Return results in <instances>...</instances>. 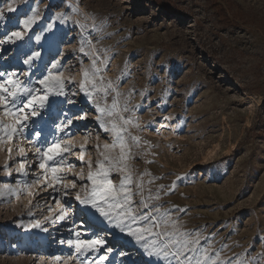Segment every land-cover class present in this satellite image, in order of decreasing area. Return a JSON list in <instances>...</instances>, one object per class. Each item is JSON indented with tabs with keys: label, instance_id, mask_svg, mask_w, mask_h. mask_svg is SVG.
Listing matches in <instances>:
<instances>
[{
	"label": "rangeland",
	"instance_id": "1",
	"mask_svg": "<svg viewBox=\"0 0 264 264\" xmlns=\"http://www.w3.org/2000/svg\"><path fill=\"white\" fill-rule=\"evenodd\" d=\"M0 7L6 8L3 0ZM13 7L17 10L5 11L0 22V38L22 30L24 40L0 44V71L27 82L42 77L51 62L63 65L67 97H50L46 109L28 121L25 134L40 144L63 135L56 131L63 113L75 117L72 153L65 161L75 167L63 168L58 190L41 181L29 189L32 196L13 197L5 185L17 188L42 170L27 139L0 143V264H92L102 254L107 256L102 264H168L149 257L75 200L84 191L81 185L91 187L88 164L96 170L97 146L103 150L112 142L98 122L95 103L79 88L80 62L83 68L91 63L84 54L91 51L89 41L107 62L105 80L119 85L120 106L129 109L124 115L139 125L130 130L141 146L131 148L126 164L134 181L143 178L144 196L158 195L156 206L179 219L184 230L211 234L213 250L223 248L222 259L264 264V0H16ZM32 15L36 22L23 29L22 21ZM32 52L40 57L29 71L23 60ZM97 100L110 106L112 96ZM0 120L11 123L2 112ZM161 124L172 126L173 135L159 137L155 129ZM20 147L28 160L26 177L17 174ZM121 175L112 171L114 185ZM132 187L135 193V183ZM50 197L70 205L66 219L55 220L59 211ZM101 230L114 241L104 239ZM74 231L95 233L114 251L78 256L67 243L75 239Z\"/></svg>",
	"mask_w": 264,
	"mask_h": 264
},
{
	"label": "snow or ice",
	"instance_id": "2",
	"mask_svg": "<svg viewBox=\"0 0 264 264\" xmlns=\"http://www.w3.org/2000/svg\"><path fill=\"white\" fill-rule=\"evenodd\" d=\"M15 2L16 0H3L6 8L0 7V22L6 19L5 11L12 13L17 10L13 7ZM58 19L64 21L65 18L60 16ZM35 22L36 15L29 16L22 21L23 29H29ZM51 27V25L48 26L49 29ZM24 35L22 30H13L10 34H6V39L0 38V44L22 41ZM35 38L37 41L41 39L40 36ZM88 43L91 51L84 53L82 47L81 52L90 56L91 63L89 68H83V60L80 62L83 78L79 88L86 98L95 103L96 112L99 114L98 122L103 124L104 131L112 134V142L105 143L103 150H100L99 145L97 146L99 159L96 163V170H93L91 162L88 164L87 181L91 187L81 185L84 191L83 193L77 192L75 200L80 205L88 207L93 216L101 219L106 226L133 239L149 257L166 260L168 264H245L239 259H222L223 248L217 251L213 250L214 237L211 234L205 236L201 230H184L179 219H175L168 210L162 211L159 206H156L154 202L159 200L158 195L154 196L149 192L148 197L144 196L143 178L134 181L131 170L126 164L131 156V148L141 146L140 137L134 135L130 130L132 126L138 128L139 125H133V120L124 115L129 109L126 103L124 107L120 106L119 85L105 80L104 72L107 68V62L97 55L94 46H91V42ZM39 57V52H32L23 60L29 71H31L33 61ZM62 69L63 65L59 61L51 62L50 66L45 65V74L42 77L35 80L29 79L27 82L21 80L15 72L0 71V112L3 113L4 117L11 120V123L0 120V143L12 144L18 139H27L29 144L35 148L37 167L42 170L40 176L33 178L31 182L24 180L17 188L5 185L8 193L13 197H18L22 193L32 196L33 193L29 189L34 184H40L41 181L46 187L58 190L57 186L62 184L64 180L61 175L63 168L75 167L73 164H65L66 154L72 153L71 139L75 135L72 131V125L75 117L63 113V121L56 126V131L63 135L59 137L53 135L51 139L45 138L40 144L25 134L28 121L39 116L41 111L46 109L50 97H67ZM98 95L101 99L111 95V105L102 104L97 100ZM65 102L76 103L71 99H66ZM105 117L108 118L106 122ZM33 135L39 137L41 133L35 132ZM117 149L119 150L118 154L112 155ZM7 151L11 156L13 148L9 147ZM16 151L21 154L17 161L19 164L17 174L26 177L28 171L25 164L28 163V160L24 158L25 149L20 147ZM84 151L83 148L80 150L81 161H83ZM5 167L7 168V166ZM113 170L122 174L119 186L114 185L111 179ZM79 179H83V175ZM177 179H183V177ZM134 183L135 193L132 187ZM71 187L76 188L77 183L73 181ZM64 194L70 193L65 190ZM135 195L141 197L139 202L134 200ZM50 199L54 200L59 211L55 220L66 219L67 209L70 205L61 204V201L55 197H50ZM149 201H153V203L150 204ZM52 211L53 209L50 207L49 212ZM48 219L52 220V216H49ZM33 226L41 227L39 222H35ZM81 227L84 225L82 224ZM73 234L75 239H70L67 243L74 246L78 256L100 252L101 249H104L106 253L114 251L113 248L106 247L107 241L95 233L87 235L86 232L82 234L81 231H74ZM224 247L227 245L225 244ZM119 255L123 256L125 253L121 252ZM106 259L107 256L102 254L92 264H102ZM83 264H87V262L85 261Z\"/></svg>",
	"mask_w": 264,
	"mask_h": 264
},
{
	"label": "bare ground",
	"instance_id": "3",
	"mask_svg": "<svg viewBox=\"0 0 264 264\" xmlns=\"http://www.w3.org/2000/svg\"><path fill=\"white\" fill-rule=\"evenodd\" d=\"M155 130H156V134L159 137H161V138L168 137V136L170 137L171 135H173L172 134L173 128H172V126H169L168 124L167 125H162V124L161 125H158ZM84 176L85 177L87 176V172L86 171L84 173ZM83 217H84V218H82L83 219V222H85L87 219H86L85 215H83ZM101 233H102L101 235H102V237L104 239H110V240H113L114 241V236L111 233H109L107 231H104V230H101Z\"/></svg>",
	"mask_w": 264,
	"mask_h": 264
},
{
	"label": "trees",
	"instance_id": "4",
	"mask_svg": "<svg viewBox=\"0 0 264 264\" xmlns=\"http://www.w3.org/2000/svg\"><path fill=\"white\" fill-rule=\"evenodd\" d=\"M160 9L166 10L163 5H157Z\"/></svg>",
	"mask_w": 264,
	"mask_h": 264
}]
</instances>
